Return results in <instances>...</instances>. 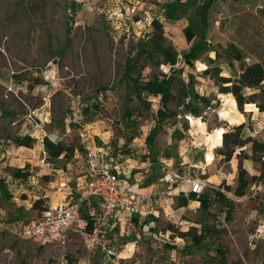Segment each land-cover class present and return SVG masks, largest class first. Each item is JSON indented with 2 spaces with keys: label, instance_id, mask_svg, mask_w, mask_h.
<instances>
[{
  "label": "rangeland",
  "instance_id": "1",
  "mask_svg": "<svg viewBox=\"0 0 264 264\" xmlns=\"http://www.w3.org/2000/svg\"><path fill=\"white\" fill-rule=\"evenodd\" d=\"M170 1L0 0V264H264V176L244 196L227 190L237 185L238 159L219 156L216 139L231 125L220 115L230 111L231 103L214 82L200 75L210 64L220 66L225 76H235L246 64L264 63V0H217L209 12L207 40L211 48L220 46V57L204 51L193 67L181 58L193 43L184 28L189 16L199 18L190 7L180 19H168ZM154 19L162 23L161 33L153 27ZM158 33L179 54L177 78L184 82L173 88L177 99L168 107L175 115L164 121L150 154L146 138L156 123L159 99L128 101L123 74L128 56L137 61L134 75L142 80L169 72L170 65L154 49ZM231 43L240 49L242 62L226 50ZM36 80L40 84H34ZM127 107L136 109L133 123L123 118ZM245 112L244 132L254 141L236 148V153L243 150L249 175H259L264 167V112L248 106ZM26 134L36 138L32 148L12 141ZM45 136L74 146L78 155L73 162L46 158L58 169L50 174L53 182L71 180L65 172L84 174L88 148H102L113 164L124 167L120 181L132 184L143 176L141 180L153 177L159 184L157 194L145 202L155 213L139 219L129 215L125 224L118 219L112 233L104 226L105 248L92 251L75 232L63 247L18 237L12 230L42 215L32 206L41 193L45 169L39 146ZM13 168L31 173L25 180L16 179ZM165 173L167 184L161 179ZM188 178H200L208 186L185 207L177 204L179 194L161 204L158 199L166 198L161 192L170 179L176 186ZM182 187L190 192L189 185ZM217 191L224 193L223 200L216 197ZM149 224H155V236L144 234L131 246V233ZM185 232L191 235L182 237ZM195 234L202 238L199 245L193 243Z\"/></svg>",
  "mask_w": 264,
  "mask_h": 264
},
{
  "label": "trees",
  "instance_id": "2",
  "mask_svg": "<svg viewBox=\"0 0 264 264\" xmlns=\"http://www.w3.org/2000/svg\"><path fill=\"white\" fill-rule=\"evenodd\" d=\"M171 0L167 6V18L170 20H177L187 15L190 7L194 9V14L199 19L197 20L193 16H189V24L184 28V34L188 40H192L193 43L190 49L181 57L184 62L189 66H194V62L199 59V54L207 51H215L216 59L220 57V46L211 48L207 40L208 32V16L210 9L213 7L217 0ZM71 17L72 14H71ZM152 25L157 31L162 32L163 25L159 19H154ZM66 42H69V36L71 35V25L66 28ZM198 36V39L194 41V38ZM154 49L158 51L164 57V63L170 65L169 72L161 74H154L147 80H142L139 76H135L136 60L131 56L126 58L125 71L123 78L127 81V100L133 102L137 100L141 103H145L149 96L158 97L160 107L157 110L156 123L149 132L146 138V145L149 153L154 152V143L159 131L162 128L164 121L175 115V112L171 111L168 105L177 99L173 93L175 84L179 81L184 82L182 78H177L178 68L177 62L179 60V54L173 48L172 45H166L163 41V37L158 33L156 39H154ZM223 50V49H222ZM226 50L233 55V57L239 61H243V55L240 49L233 43L228 44ZM141 53V52H140ZM211 61V60H210ZM190 75V81L194 80L192 74ZM202 77L211 80L218 88V93L228 95L231 103L230 111L224 110L220 112L222 118L228 119L232 123H238L242 117V113L245 112V107H254L259 112H264V63L253 62L243 66L241 71L235 76H225L222 74V68L217 65L210 64L200 74ZM17 78V76H14ZM38 79V78H37ZM34 84H40L39 80H36ZM30 87H33L31 85ZM101 91L107 92V88H102ZM147 104V108H150V104ZM237 107V109H236ZM138 109V108H137ZM136 109L127 107L124 113V120L129 123H133V116ZM242 112V113H241ZM139 115L140 111L138 112ZM225 130H224V129ZM219 131L216 143L218 147L216 153L223 157L225 161H231L236 155L238 159L237 164V185L232 189L227 186L228 191L241 197L246 194L247 189L256 181L260 180L264 176V167L262 166L259 175L250 176L247 169L243 165V161L248 158V155L236 153V148L246 147L252 143L253 137L245 134V122L240 124L228 125ZM1 141V137H0ZM12 141L16 146H25L32 148L36 143V138L31 135H18L12 138ZM44 149L47 153V159L49 162H55L63 157L64 160H70L74 157L76 148L72 145H66L63 142H55L45 136L43 138ZM11 173L14 178L25 180L28 178L31 172L26 168H13ZM47 179V176H43ZM1 185V184H0ZM185 195L186 192L182 191L177 196V204L181 207H185L189 203V199L195 196L194 193ZM82 196V195H81ZM95 196H86L82 206V213L85 215V210L88 207L94 206L89 203L88 198ZM216 197L220 200L224 199V193L221 191L216 192ZM206 199H202L201 207L206 206ZM99 203V202H98ZM99 205V204H98ZM87 207V208H86ZM33 209L41 212L45 211L48 207L43 206V200L38 199L33 203ZM18 217H15L17 219ZM182 237L191 235L190 232L181 234ZM201 236L197 234L192 235L193 243L199 245L201 243Z\"/></svg>",
  "mask_w": 264,
  "mask_h": 264
},
{
  "label": "built area",
  "instance_id": "3",
  "mask_svg": "<svg viewBox=\"0 0 264 264\" xmlns=\"http://www.w3.org/2000/svg\"><path fill=\"white\" fill-rule=\"evenodd\" d=\"M44 152L42 163L46 164L47 154ZM105 150L98 147L88 148L85 155L84 183L85 194L64 205L49 206L42 212L41 217L23 225L18 230H12L18 237L31 239L41 244H54L63 247L71 233L79 234L87 250L98 247L105 248L102 243L104 226H109V220L120 211L135 210L143 214L145 202L155 194H139L123 185L115 168L102 162ZM180 178L179 176H175ZM161 194L166 197L180 189L184 184L189 185L190 192L200 195L208 184L200 178H188L175 186L174 180ZM157 194V193H156ZM86 196H95L99 206H91L82 213ZM122 223L127 218L120 217ZM2 225H0L1 228ZM8 229V228H5Z\"/></svg>",
  "mask_w": 264,
  "mask_h": 264
},
{
  "label": "crops",
  "instance_id": "4",
  "mask_svg": "<svg viewBox=\"0 0 264 264\" xmlns=\"http://www.w3.org/2000/svg\"><path fill=\"white\" fill-rule=\"evenodd\" d=\"M236 109H237V107H236ZM242 117H243V115H242ZM223 119H225V118H223ZM225 120L228 123H230V121L228 119H225ZM243 122H244V117L243 118H240L239 122L236 123V124H240V123H243ZM230 124L231 125H234L232 122ZM40 141L42 142L43 139H40ZM39 147L41 149L44 147L43 146V142L40 144ZM108 154L109 153L106 152L103 155L102 162L104 164H108L112 168H115L116 171H118V173L121 174L120 173V170L123 169L124 167L122 165H119V164H116V163L113 164L112 160L109 157H107ZM39 156H40V154H39ZM75 157L76 158L78 157V155H76V153H75V155H74V157L72 159H70V160H64L63 159V161L73 162L74 159H75ZM61 158H63V157H61ZM152 161H155V160L153 159ZM49 164L50 163H48V162H46V164H41V167L43 169H45L44 172H43L44 174H42V177L43 176H47V179H44V178L42 179V182L40 183L41 185L38 186V190L41 189V193L39 195L35 196V200L33 201V203L36 200L41 199V200H43V206H45V207H49L51 205L52 206H54V205L55 206H57V205H64V204H68L71 201L76 200V198H78L77 196L80 197L81 195L83 196L85 194L84 174H81V175L80 174L73 175L72 173L69 174L68 172H65V173H67L69 175V177L72 178L71 180L68 177H65V178H62L61 177V178H59L58 181L53 182V180L50 177V174L51 175L56 174L58 172V169H56L54 166H50ZM63 171H64V169H63ZM31 177H34V176H31ZM31 177H29V179ZM141 179H143V176L140 177V178H137L136 177V182H134L132 184L128 183L127 181H123L122 182V180H121V183L123 185H125L126 187L130 188L131 190L139 193V194L151 195V194H154V193L157 192V189H159V187H158L159 184H157L155 182V180L153 179V177L152 178H148V179H144V181L141 180ZM161 179H164L166 181V184H167L168 183V173H165V176L164 177H161ZM35 183L37 184L38 182H35ZM132 186L135 189H133ZM178 190H180V192L186 191L183 187H181ZM75 193H77V194H75ZM177 194H179V193L178 192L176 193V190H175L172 193V196L177 195ZM188 194H190V193L189 192H186L185 195H188ZM150 200L151 199L148 200V203L150 202ZM158 200H161V204L162 203H168V197H166V198H159ZM88 201H89V203H91L92 205H94L96 207L99 206L98 205L99 204L98 203L99 200L96 197H91V198L89 197L88 198ZM190 201H189V203H190ZM156 202H157V200H156ZM148 203H146V204H148ZM146 204L144 205V211H143V214L142 215H140L139 212H137L135 210H131V211H120L118 214H116L113 217H111V219L109 220V226H107V228H109L110 232L112 233L113 230H114V228H115V225L117 224L116 222H117L118 219L120 220V217H122V218L125 217V218L129 219L128 216L130 215L131 218L136 217V218L139 219L140 217H143L144 215H146V213H153L154 214L155 213V209H153V211L150 212L146 208ZM135 221H137V219H134V222ZM18 223H21L22 224L23 222H18ZM18 223H16V224H18ZM121 223H122V221H121ZM154 225L155 224H149V226H147V227L146 226H143V230L133 231L131 233V238H135V239H134V242L133 243H131L132 241L130 242V245L132 246L134 243L140 242L141 239L143 238L144 234H150L152 236H155L156 227ZM122 227H125V226H122ZM121 230H123V228ZM145 230L146 231L148 230L150 232L149 233L144 232ZM149 238L151 239V237H149ZM40 245H44V244H41L40 243Z\"/></svg>",
  "mask_w": 264,
  "mask_h": 264
}]
</instances>
